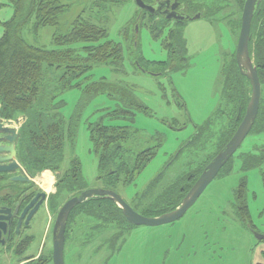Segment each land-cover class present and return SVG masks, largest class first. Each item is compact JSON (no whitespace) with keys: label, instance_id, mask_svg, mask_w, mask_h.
<instances>
[{"label":"rangeland","instance_id":"rangeland-1","mask_svg":"<svg viewBox=\"0 0 264 264\" xmlns=\"http://www.w3.org/2000/svg\"><path fill=\"white\" fill-rule=\"evenodd\" d=\"M1 1L4 3L0 8V20L3 22L14 16L15 8L8 0ZM94 1L66 0L70 6L60 16L58 24L35 30L32 19L21 33L31 45L54 49L59 46L54 35L67 33L73 21L82 14L106 27L108 38L122 44L125 73H114L109 66L96 65L91 71V78L99 80L105 77L112 82L129 84L137 98L148 106L149 113L138 111L133 122L112 118L107 112L118 106L116 100L106 94L88 100L82 89L68 90L61 96L66 103L62 109L64 117L69 122L77 111L80 114L74 144L66 140L63 168L67 167L72 157H78L88 188L103 187L98 180V159L93 151L90 123L101 121L106 125H130L134 137L128 143L130 150L127 160H132L145 148L161 145L157 155L135 181L126 187H117V192L140 212L145 209L155 211L160 208L154 203L156 193L143 204L136 197L143 194L150 182L170 163L171 157L191 139L196 126L202 125L219 111L223 64L226 56L230 58L236 51L238 40L227 21L211 22L205 16L186 20L182 27L188 57L185 69L171 71L153 62L145 64L148 72L141 71L133 61L138 55L148 61L168 59L164 42L174 22L168 21L160 37H155L150 28L143 24L137 40L134 36V42L138 41L139 44L135 49L132 46V24L139 14L136 0H126L120 5L110 4L106 8H96ZM4 32L5 28L0 24V38ZM84 44L76 41L72 47L81 49L85 54L82 50ZM25 121L26 117L18 129ZM217 125V129H220L221 124L218 122ZM261 147H264V133L250 132L233 155L231 172L217 175L183 217L158 226L130 228L117 246V251L111 250L106 242L115 230L96 228L94 220L91 222L86 216L79 217L75 233L82 235L83 240H90V244L78 264H264V239L256 235H264V163L246 169L243 168L242 158L246 153H260ZM188 152L185 151L166 170L161 179L163 184L171 183L182 170L189 169L187 161L192 157ZM206 153L208 151L199 156L205 157ZM192 156L196 157L193 153ZM45 172L51 173V188H46L40 180ZM34 177L35 182H42V188L49 192L56 190L58 176L51 170L41 171ZM244 181L247 186L245 198L254 228L244 222L237 211L235 190ZM152 212L147 214L156 216ZM44 214L46 218L36 222L34 227L39 240L46 234L49 223L47 212Z\"/></svg>","mask_w":264,"mask_h":264},{"label":"trees","instance_id":"trees-1","mask_svg":"<svg viewBox=\"0 0 264 264\" xmlns=\"http://www.w3.org/2000/svg\"><path fill=\"white\" fill-rule=\"evenodd\" d=\"M15 8L14 16L1 21L5 32L0 38V116L4 119L16 120L25 116L26 121L18 129L16 140L17 156L28 172L35 176L44 170H51L58 176L56 194L52 201H60L61 197H73L88 189V181L83 175L82 163L78 157H72L66 168V140L74 144L80 111L66 121L62 112L65 101L61 96L72 88L84 91L88 100L100 94H106L116 100L118 106L108 111L112 118H121L130 122L135 121L138 111L149 113L148 106L139 100L134 89L129 84L112 82L105 77L99 80L91 78V71L96 65L109 66L114 73H125L124 48L108 38L106 27L85 18L82 14L72 23L65 34L54 35L57 48L47 49L31 45L22 36V29L32 19L35 30L44 26L59 23L60 16L69 8L66 0H8ZM126 0H95L96 8H106L108 5H120ZM182 6L187 16L199 14L211 22L227 21L233 34L239 37L242 12L246 0H171ZM4 3L0 0V8ZM134 20L132 46L137 49L139 44L134 42L135 27L146 24L155 37H160L168 25V20L140 10ZM183 21H178L171 28L164 46L168 52L166 61H148L143 56L134 57L138 70L148 72L147 63L164 65L171 71L185 69L188 65L187 45L183 35ZM130 28H126L129 30ZM76 41L84 42L81 49L72 47ZM135 43V45H134ZM250 53L257 66L262 84V97L257 118L251 132L264 133V0L253 17L251 27ZM223 89L221 92V107L202 125L196 126L194 135L185 142L179 152L171 157L170 163L146 187L140 199L142 204L149 196L156 193L154 203L160 208L153 211L145 209L138 212L156 216L176 209L186 196L207 164L220 152L241 123L251 99V84L249 79L240 71L236 60V51L226 61L222 68ZM221 124L217 129V124ZM172 124H174L172 122ZM175 125V124H174ZM90 133L93 151L98 159V180L104 188L117 191L119 186L133 183L137 175L147 166L159 150V145L145 148L138 152L132 160H127L128 143L133 139L131 126L106 125L103 122L90 123ZM192 149V150H191ZM189 151L188 170H182L169 184L161 182L166 170L180 156ZM208 151L205 157L201 153ZM260 153L242 155L243 168L260 166L264 163V147ZM192 153L195 156H192ZM200 155V156H199ZM233 158V157H232ZM232 158L224 165L218 175L228 174L232 170ZM8 175L0 173V195L4 187H19L21 182L9 181ZM246 181L235 190L237 211L239 217L253 227L245 198ZM78 215L86 216L91 222H96V228L115 230L107 243L115 251L127 231L135 225L129 223L123 215L122 208L106 197H94L75 207L71 218ZM117 251V250H116Z\"/></svg>","mask_w":264,"mask_h":264},{"label":"water","instance_id":"water-1","mask_svg":"<svg viewBox=\"0 0 264 264\" xmlns=\"http://www.w3.org/2000/svg\"><path fill=\"white\" fill-rule=\"evenodd\" d=\"M263 0H246L242 12V24L238 37L236 49V60L240 71L245 75L251 84L252 92L251 99L248 103L246 113L231 137L225 148L220 151L206 166L186 196L182 199L180 205L169 212L158 216H146L127 202L117 191L104 187H93L84 190L81 194L69 198L62 206L55 224V232L59 230L60 241L56 242V257L60 259L59 264H63V240L66 230V224L71 210L94 197H106L118 204L122 208L123 215L129 223L135 226H158L166 223L177 221L187 212V210L197 201L199 196L204 192L206 187L215 179L224 165L241 146L247 135L251 132L253 124L257 118L260 102L262 97V84L259 78L257 66L250 53L251 27L252 20L258 11ZM137 5L141 10H146L151 13L155 12V8L151 5H146L143 0H136ZM200 18L197 14L191 19ZM136 40L139 36V25L135 27ZM135 40V41H136ZM25 119L21 116L16 120L4 119L0 116V173H15L12 176V181L15 182H31L35 180L28 170L22 165L17 156L16 140L18 137V126ZM39 196H42V201L46 198L45 193L38 194L25 212L36 202ZM41 201V202H42ZM40 202V203H41ZM34 209L33 211H35ZM24 212V213H25ZM23 213V215H24ZM22 215V216H23ZM8 219V218H7ZM5 228V223H0V230ZM259 239H264V235L256 234Z\"/></svg>","mask_w":264,"mask_h":264},{"label":"flooded vegetation","instance_id":"flooded-vegetation-1","mask_svg":"<svg viewBox=\"0 0 264 264\" xmlns=\"http://www.w3.org/2000/svg\"><path fill=\"white\" fill-rule=\"evenodd\" d=\"M143 1L156 9L152 14L164 17L174 24L186 18L191 20L195 16H187L182 6L171 0ZM3 174H7L9 181H12V176L19 172ZM21 183L22 186L15 188L4 187L0 195V223H5V228L0 230V264H59L60 259L58 255L56 257V242L60 241V236L59 230L55 232V224L62 206L70 197H61L60 201H52V195L56 194L57 187L55 191L49 192L39 186L35 180ZM41 193H45L46 198L42 201V196H39L25 212L33 199ZM75 207L71 210L66 224L63 264H78L90 244V240H83L82 235L75 233L77 219L81 217L78 215L75 219L71 218ZM34 209L36 210L33 211ZM45 211L49 219L48 228L46 234L39 240L34 227L36 222L39 223L46 218Z\"/></svg>","mask_w":264,"mask_h":264},{"label":"bare ground","instance_id":"bare-ground-1","mask_svg":"<svg viewBox=\"0 0 264 264\" xmlns=\"http://www.w3.org/2000/svg\"><path fill=\"white\" fill-rule=\"evenodd\" d=\"M43 180V184L46 186V188H51L52 185V180H51V173L50 172H45L44 176L41 177Z\"/></svg>","mask_w":264,"mask_h":264},{"label":"crops","instance_id":"crops-1","mask_svg":"<svg viewBox=\"0 0 264 264\" xmlns=\"http://www.w3.org/2000/svg\"><path fill=\"white\" fill-rule=\"evenodd\" d=\"M37 179H38V178H37ZM40 180L42 181V179H41V178H40ZM42 182H43V181H42ZM42 182L38 183V184H39L41 187H42V185H41V184H42Z\"/></svg>","mask_w":264,"mask_h":264}]
</instances>
